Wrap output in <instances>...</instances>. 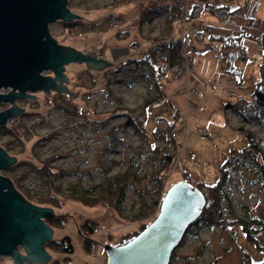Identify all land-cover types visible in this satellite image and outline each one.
Listing matches in <instances>:
<instances>
[{"label":"rangeland","instance_id":"obj_1","mask_svg":"<svg viewBox=\"0 0 264 264\" xmlns=\"http://www.w3.org/2000/svg\"><path fill=\"white\" fill-rule=\"evenodd\" d=\"M208 2L219 7L215 15L204 11ZM175 3L189 5V11L194 5L199 7L193 17L181 15L187 27L203 33H197V43L199 39L206 41L208 34L243 39L250 52V61L240 64L243 77L234 79L226 71L225 58H215L209 51L197 52L187 43L192 37L181 38L179 34L175 36L181 39L183 49L186 43V56L184 65L176 66L178 70L169 69L164 75L158 70L154 72L157 65L154 70L150 66L125 65L115 71L117 57L139 58L150 45L146 46L145 38H161L168 33L164 15ZM68 8L82 18L69 21L74 22L72 29L65 28L64 20L52 23L51 38L58 45L111 65L96 68L85 61L70 63L63 71L68 82H54L65 85L72 93L49 89V93L38 92L28 100L18 98L15 105L23 111L5 129H0V147L16 161L0 174L9 178L30 203L53 209V218L45 220L46 225L52 222L49 226L53 230L52 241L45 245L51 256L47 264H107L103 241L118 242V232L124 226L126 232L136 229L139 223L147 228L158 216L159 208L155 217L142 222L129 220L147 211L153 197L160 196L162 202L169 188L180 181L198 186L201 182L215 184L220 179V168L231 149L246 146L239 127L254 133L264 153V109L251 99L260 80V67L264 70V56L260 52L264 47V0H68ZM146 8L164 11L140 28V14ZM98 15H103V19L98 20ZM90 18L96 19L91 22L96 28L85 32L84 22ZM136 44H140L137 49ZM202 45L201 48L205 47ZM42 75L56 76L52 71ZM207 79L212 80V86ZM0 92L8 94L10 90ZM148 100L153 102L146 104ZM63 102H67L69 109L59 106ZM11 107L9 103L0 104V111ZM169 123L174 124L176 144L159 132L167 130ZM200 130L205 137L198 133ZM170 153L174 154V165L161 171L162 155ZM45 160L58 169L51 184L59 189L55 197L60 206L51 202L40 205L35 200L49 190L46 179L33 164ZM121 172L128 179L126 199L121 204L128 220L116 217L113 208L89 206L69 196L79 195L82 190H96L106 179ZM157 174L164 179L162 194L155 184ZM262 180L251 167H241L229 176L225 192L235 216L231 219L264 223ZM21 187L31 191V197L27 198ZM65 214L73 218L58 225L54 219ZM80 218H92L100 224L98 233L91 237L100 243L94 251L86 250L79 234ZM256 228V238L264 247V231L261 226ZM233 229L208 224L199 230L192 229L183 244L172 252L169 264H247L245 254L253 263L261 262L264 254L256 244L248 240L239 226ZM68 239L73 253L56 251L50 245ZM0 264L17 263L12 256H0Z\"/></svg>","mask_w":264,"mask_h":264},{"label":"water","instance_id":"obj_2","mask_svg":"<svg viewBox=\"0 0 264 264\" xmlns=\"http://www.w3.org/2000/svg\"><path fill=\"white\" fill-rule=\"evenodd\" d=\"M75 18L82 17L71 13L68 0H0V91L12 89L8 94L0 92V104H13L0 111V126L23 111L14 104L16 99L35 97L26 91L70 92L54 82H68L65 65L79 61L96 68L111 65L51 38L52 23ZM46 71L56 76H43ZM15 161L0 147V171ZM12 183L0 174V256H12L17 264H47L51 256L45 245L52 241L53 230L45 220L53 218L54 211L30 203ZM203 195L187 181L175 183L163 197L158 216L143 232L121 246L103 245L107 264H169L187 229L203 212Z\"/></svg>","mask_w":264,"mask_h":264},{"label":"trees","instance_id":"obj_3","mask_svg":"<svg viewBox=\"0 0 264 264\" xmlns=\"http://www.w3.org/2000/svg\"><path fill=\"white\" fill-rule=\"evenodd\" d=\"M207 4L204 7V11H208L213 14L218 12V6ZM195 6L196 5H194L189 12L190 16L192 17L195 9L199 8ZM225 7L229 8L228 6ZM225 7L223 6L221 8ZM169 9L170 10H166V12H170L168 17L166 18L169 27L168 33L161 38L153 37L151 39L148 37L147 39L148 41H150V45H148L147 48L140 53L141 56L139 58H133L130 56L126 60L117 62L115 69L116 72H118L125 65L150 66L151 70H154L155 65H157L158 68L155 69L154 72L158 70L157 72L164 75L169 71V69L175 68V66L179 63L184 51L181 39H177L178 37L175 36V28L177 26L176 24L181 18V13L173 7H169ZM156 12L151 11L150 8H146L140 14V28L145 24H150L153 21L155 15H157L158 13H162ZM64 24L65 28L67 29H72L74 27V22H67V24ZM93 28H96L93 23L89 21L84 22L85 32H92L94 31ZM197 33L203 34L202 32H196L194 37L192 36V38L188 40L189 46L193 47L199 53H206L207 51H209L214 54L215 58H225L227 61L226 71L231 74L234 79H238V76L240 75L243 77L240 64H242V62L244 61L247 63L248 61H250V52L249 50H247L241 37L208 34V39L206 41L205 39H199V42L197 43L198 39H195L197 38ZM202 44H205V47L201 48L203 46ZM262 50L263 51L260 50L261 56H264V47L262 48ZM259 74L260 80L256 83V88L252 94L251 99L255 105L264 109V70L262 67H260ZM206 82L207 84L212 86V80L207 79ZM225 91L226 90H224V92ZM152 102L153 101L148 100L146 104ZM59 106H61V108L65 110L69 109L67 108V102H63ZM173 123H176V121ZM173 123H169L167 130L159 129V132L163 136L168 135V142H170L171 144H176V141L174 140L175 128ZM238 130L239 133L241 132L243 134L242 137H245L244 139L246 140V146L244 148L234 147L231 149V151L227 155L226 161L220 168V179H218L215 184H207L206 182H201L198 184V186H196L204 194L203 196H205L206 198V205L201 216L187 229L184 238L190 231H192V229L199 230L207 224L210 226H219L223 229L231 228L232 231H234V226H239L248 240L255 243L258 250H260L264 254V247L260 246L259 241L256 238V226H261L262 230L264 231V223H261L260 221L250 222L244 219H231L232 217H230L233 216L234 218L235 216L233 209L231 208L232 206L228 199V195L225 192V185L229 176L233 172L235 173V171H237L241 167H251L254 172L263 179L262 189L264 191V153L259 142L256 141L257 139L255 138L254 133L245 131L246 129H244V127H239ZM162 156L163 166L160 170L163 171L168 168L170 169L172 165H174V154L170 153L168 154V156ZM49 160H45L42 162L38 161L39 165L33 162V164L35 165V170L39 171V173L42 175V178H45L47 184L49 185V190L42 194V198L36 197L35 200L38 202L37 204L40 205H43L45 203H55L60 206L61 204L55 197V195L59 193V189L51 184V177L58 172L56 171L58 169L49 164ZM161 176L162 175L160 174H157L155 176V184L159 194H162L164 185V179ZM127 180L128 179L123 172L117 173L115 175H112L111 177L106 179L105 182L96 187V190H82L79 191V195L76 193H71L69 196L71 199L76 200L79 203H85L89 206L113 208L122 219L127 218L126 220H128V217H126L121 211V204L126 199L125 185H127ZM21 189H23V192L27 196V198L31 197V191H28L27 188L21 187ZM159 197H153L147 211L137 214L133 218H130L129 221H131L132 223L139 221L142 222L144 221V219L155 217V214L158 212V208L160 209L161 198ZM65 215H60L54 219L58 221V225H62L64 224V222L66 223L67 218L65 217ZM77 223V228L84 236L83 239L86 245V250L88 252H91L94 251V248L97 249L100 243L93 241L91 237L98 233L100 224L92 218H80V222ZM51 224L52 222L49 225ZM254 224L256 226H254ZM145 228L146 227L143 226V223H139L136 229L127 231L126 234H124L121 238V241H119L120 245L130 242ZM184 238H182V242L180 243V245L183 244ZM50 245L54 249H56V251H64V253H73L74 251V248L69 239L67 240V242L66 240H62L60 243L51 242ZM245 260L247 264H264V259L259 263H253L248 254H245ZM68 262H70L69 258Z\"/></svg>","mask_w":264,"mask_h":264},{"label":"bare ground","instance_id":"obj_4","mask_svg":"<svg viewBox=\"0 0 264 264\" xmlns=\"http://www.w3.org/2000/svg\"><path fill=\"white\" fill-rule=\"evenodd\" d=\"M208 4L209 5H214V4H212V3H209L208 2ZM178 5H183L186 9H187V14L189 15V10H190V8H189V5H187V4H181V3H175L172 7L173 8H175V9H177V11H179V12H181L177 7H178ZM156 6V5H155ZM170 14V12H167V14H165L164 16H165V18H167L168 17V15ZM183 13L181 12V15H182ZM166 21V20H165ZM110 22V24H112V20L111 21H109ZM167 22V21H166ZM186 24H187V21L186 20H183V18H180V20H179V22L176 24L177 26H176V34H179L180 36H181V38H190V37H194V35L196 34V31H195V29L194 28H192V27H187L186 26ZM144 41H146V46H147V44H150V41H148V39L147 38H145V40ZM142 43H143V41H142ZM145 43V42H144ZM188 43V42H187ZM139 45L140 44H136V47H135V49H137V48H139ZM145 47V46H144ZM185 47H186V43H185ZM185 47H184V51H183V55H182V57H181V59H180V61H179V63L176 65V66H183L184 65V59H185V57H184V55L186 56V53H185ZM118 58V62L119 61H122V60H126L128 57L127 56H125V57H122V58H119V57H117ZM175 66V67H176ZM172 69V68H171ZM174 69V68H173ZM168 73V72H167ZM8 90H12V89H8ZM38 92H44V91H42V90H40V91H36V92H31V91H26V94H29V95H35V93H38ZM20 98H26L27 100L28 99H30V98H32V97H20ZM16 100H18V99H16ZM9 104H11V103H9ZM14 104H15V102H14ZM13 105V104H12ZM8 111V110H7ZM46 113H48V111H46ZM13 118H11V119H9L8 121H7V124L5 125V126H0V129H5V127L6 126H8L9 125V122H10V120H12ZM2 171V170H1ZM1 171H0V173H1ZM2 175V174H1ZM34 205H36V204H34ZM36 206H39V205H36ZM41 207H44V206H41ZM113 211H115V210H113ZM115 216L116 217H120L117 213H116V211H115ZM65 217L67 218V220L69 219V218H73V216H71V215H65ZM121 218V217H120ZM50 220V219H49ZM126 227L127 226H124V227H122V229H121V231H119L118 233H119V241H121V238L123 237V235L125 234V232H126ZM79 231V230H78ZM79 234H81V236H83L82 235V233H81V231H79ZM84 237V236H83ZM116 242V243H113V244H111V243H109L108 241H103V243H106V245L107 244H109V245H115V246H119L120 245V242ZM121 245H123V244H121ZM120 245V246H121ZM45 249H47V248H45ZM47 252V251H46ZM48 253V252H47ZM49 254V253H48ZM50 255V254H49Z\"/></svg>","mask_w":264,"mask_h":264},{"label":"built area","instance_id":"obj_5","mask_svg":"<svg viewBox=\"0 0 264 264\" xmlns=\"http://www.w3.org/2000/svg\"><path fill=\"white\" fill-rule=\"evenodd\" d=\"M183 14H187V9L182 5H178L177 7ZM194 64V63H193ZM173 71L178 70V67H175L172 69ZM176 73V72H175ZM198 133H200L202 136L206 135L203 130H200Z\"/></svg>","mask_w":264,"mask_h":264},{"label":"crops","instance_id":"obj_6","mask_svg":"<svg viewBox=\"0 0 264 264\" xmlns=\"http://www.w3.org/2000/svg\"><path fill=\"white\" fill-rule=\"evenodd\" d=\"M98 20H101V19H103V15H98L97 17H96ZM94 20H96L95 18L94 19H92V18H90V20H88V21H90V22H95ZM116 27V26H115ZM111 31H114V30H111Z\"/></svg>","mask_w":264,"mask_h":264}]
</instances>
